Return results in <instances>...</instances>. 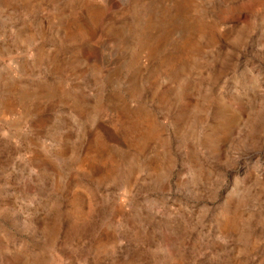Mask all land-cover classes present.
<instances>
[{
    "label": "rangeland",
    "instance_id": "1",
    "mask_svg": "<svg viewBox=\"0 0 264 264\" xmlns=\"http://www.w3.org/2000/svg\"><path fill=\"white\" fill-rule=\"evenodd\" d=\"M0 264H264V0H0Z\"/></svg>",
    "mask_w": 264,
    "mask_h": 264
}]
</instances>
